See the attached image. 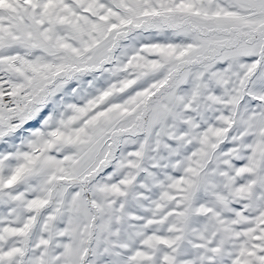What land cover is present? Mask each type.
I'll use <instances>...</instances> for the list:
<instances>
[{"label": "snow or ice", "instance_id": "obj_1", "mask_svg": "<svg viewBox=\"0 0 264 264\" xmlns=\"http://www.w3.org/2000/svg\"><path fill=\"white\" fill-rule=\"evenodd\" d=\"M0 264H264V0H0Z\"/></svg>", "mask_w": 264, "mask_h": 264}]
</instances>
